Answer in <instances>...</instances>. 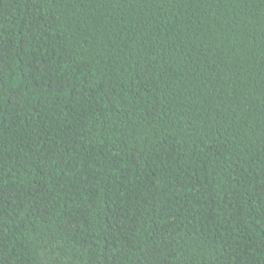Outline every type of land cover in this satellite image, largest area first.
I'll use <instances>...</instances> for the list:
<instances>
[{
    "label": "trees",
    "instance_id": "1",
    "mask_svg": "<svg viewBox=\"0 0 264 264\" xmlns=\"http://www.w3.org/2000/svg\"><path fill=\"white\" fill-rule=\"evenodd\" d=\"M0 264H264V0H0Z\"/></svg>",
    "mask_w": 264,
    "mask_h": 264
}]
</instances>
